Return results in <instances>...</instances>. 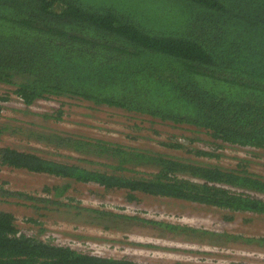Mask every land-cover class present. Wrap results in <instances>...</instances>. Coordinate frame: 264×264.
I'll list each match as a JSON object with an SVG mask.
<instances>
[{
    "label": "trees",
    "instance_id": "16d2710c",
    "mask_svg": "<svg viewBox=\"0 0 264 264\" xmlns=\"http://www.w3.org/2000/svg\"><path fill=\"white\" fill-rule=\"evenodd\" d=\"M0 86H6L0 90V115L11 95L27 107L55 99L60 106L35 114L58 124L72 114L64 106L74 100L87 108L84 116L106 108L128 117L127 127H145L155 135L158 125H169L179 132L167 131L157 143L185 153L92 142L55 129L24 133L22 126L3 121L0 138L22 135L65 147L96 158L99 167L0 146V166L65 180L45 186L46 196L0 187L2 197L63 205L59 197L72 182L94 183L122 190L130 201H138L140 193L215 207L226 219L236 212L264 214V174L250 169L254 160L237 156L233 166L219 161L225 147L264 149V0H0ZM127 136L153 140L145 132ZM77 209L105 228L135 219L191 241L195 234L222 235L112 210ZM0 264L151 263L55 245L21 232L14 214L0 210Z\"/></svg>",
    "mask_w": 264,
    "mask_h": 264
},
{
    "label": "rangeland",
    "instance_id": "374dc122",
    "mask_svg": "<svg viewBox=\"0 0 264 264\" xmlns=\"http://www.w3.org/2000/svg\"><path fill=\"white\" fill-rule=\"evenodd\" d=\"M5 88L6 86H0L1 91ZM74 102L70 100L68 101L70 104L65 103L64 107L72 112L67 121L55 124L53 120L45 119L35 112L43 113L55 109L61 105L60 101L38 100L33 106L27 107L19 99L17 100L15 95H11V99L4 103L0 123L9 121L13 125L22 126L24 133L29 129H39L43 132L55 129L63 131L62 133L69 132L86 136L92 142L94 140L120 142L129 144V146H151L177 156L185 154L183 150L170 149L157 143V139L164 140L168 137L167 131L179 132L175 129L171 130L169 125H158L160 134L155 135L153 131L145 127L142 129L127 127V123H131L128 117L117 116L115 111L106 108L97 111L95 116H84L82 114L88 112L87 108L76 105ZM24 110L28 112L23 113ZM12 117L14 120H10ZM143 132L153 140L149 142L143 141L140 137L135 139L127 136V133L137 135ZM181 132L185 133V131ZM21 137L22 135L4 134L0 138V146L9 145L19 149H31L55 160L99 167L95 164L97 159L94 157L78 154L65 147H56L54 144L39 143L33 139L22 140ZM176 139H180L184 144L188 143L186 139L179 137ZM207 139L210 138L207 137ZM199 145L205 146L201 142ZM222 155L219 161L232 166L236 164L237 156L252 158L254 161L249 165L250 169L264 174V149L225 147L222 149ZM211 160L216 161L214 158ZM87 161L91 162L87 163ZM134 170L152 171L153 169L135 167ZM64 181L47 174L0 166V187L5 192H22L37 197L46 196L43 193L45 186L59 185ZM67 191L65 196L59 197L63 205H47L31 199L23 200L4 194V197L0 196V210L12 212L19 230L25 234L35 235L55 244L71 245L78 250L88 251L95 255L125 257L151 264H264V214L236 212L233 219H226L220 209L215 207L140 193L137 194L138 201H130L126 198V192L103 190L94 183L72 182ZM77 207L112 210L150 221L220 232L222 235H217L221 237L219 238L213 237L212 234V237L195 234L196 236L192 235L194 241H191L184 238L185 235L182 236L180 232L143 225L135 219L125 221L120 219L118 224L121 226L105 228L103 224L91 221L93 214L81 211ZM29 218L37 222H30ZM226 234L231 236L226 238ZM233 235L253 238L254 241L245 245ZM172 236H179L182 239H172L170 238ZM259 239L261 240L258 242Z\"/></svg>",
    "mask_w": 264,
    "mask_h": 264
},
{
    "label": "flooded vegetation",
    "instance_id": "af4514ba",
    "mask_svg": "<svg viewBox=\"0 0 264 264\" xmlns=\"http://www.w3.org/2000/svg\"><path fill=\"white\" fill-rule=\"evenodd\" d=\"M172 232V231H171ZM170 238H172V239H182L181 237H179V236H172V237H170ZM55 244V243H54ZM55 245H63V246H70V247H72V248H75L74 246H71V245H64V244H55ZM245 245H248V244H246L245 243ZM76 249V248H75Z\"/></svg>",
    "mask_w": 264,
    "mask_h": 264
}]
</instances>
